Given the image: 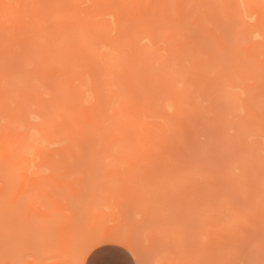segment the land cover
Listing matches in <instances>:
<instances>
[{
	"label": "bare ground",
	"instance_id": "6f19581e",
	"mask_svg": "<svg viewBox=\"0 0 264 264\" xmlns=\"http://www.w3.org/2000/svg\"><path fill=\"white\" fill-rule=\"evenodd\" d=\"M13 1L15 2V6H13L12 8H9V4L7 3L6 0H0V183L4 184L3 187H0V203L3 205L8 204L7 206L9 208L16 209L20 205L21 198H23L25 202L27 201V208H28L27 212L25 213L26 220L33 219L36 221H46V220L53 218L51 215L52 213L47 211L48 209L47 205H46L47 207L46 211H44L45 210L44 207H40V204H42L43 201L45 202L47 200V203L49 202L51 203L52 199H50L46 190L42 186H39L38 183L47 184L49 186H52L53 188H56V187L60 188V186L52 178V176H43L39 174V172L34 171V168H38L39 166L36 164L35 160L29 156H32V154H40V155L50 157L53 159V154L56 153V151L48 150V149L45 150L40 147H34V145L32 144L30 135H31V132L34 130H37L38 132L42 134L48 133L49 127H54L60 132H65V131L71 132L72 131L75 133L72 127V124H78V126L80 124L79 132L75 133V136L78 142L74 141V143L77 144L78 146L80 160L84 159V157L87 156L85 155V152L88 149L87 152L89 151L88 155L90 154V156H87L84 160H81V161L85 162V160L90 157L89 162L91 161L92 167H90V169L92 168V172L93 170L98 171L99 169L101 172V170L104 168V174L102 171L103 176L101 177H104L105 175L106 176L112 175L114 173L112 169L109 170L108 167L106 169L104 167L105 164L101 163L99 159V155L103 152H110V155L109 154L106 155L107 158L111 157L113 158V160H116V162L118 161L116 164L117 170L115 171L114 176H116L115 178H116V181L119 182V186H115L113 189L109 187H105V190L109 191L111 194L124 193L126 194V198H127V194L128 195L132 194V196L133 194H138L137 198L139 197V194H148V192H144L142 190L143 188H146L149 192H152L153 194H155V196L152 194L154 198L151 195L152 199L147 196L148 200H146V201H150L151 207H154L155 211L154 209H151L150 207H148V209L146 208L147 209L146 212L143 214V215H146L145 220L149 222L148 223L146 221L148 224V228H149L150 223H151L150 226L153 225V227L157 223L159 224L158 227L161 226L160 223H163L165 227L164 222L167 223V221H164L166 219L165 214H166V217H168V215H170L169 212L171 211H169V209L167 208L169 212L166 211L167 213L165 212L164 214L162 212H159V210L161 211L164 207L166 209V206H168L166 205L167 201L170 207L173 206L174 208L175 206L178 209L180 207L179 210H182L185 207L184 212L180 211V213L178 214L177 213L178 210L176 209L175 215L174 213L170 215V217L172 216L175 217L178 215L180 216L181 220L179 219L178 223L174 224V226L172 224V228H170L171 230L168 231L173 236L171 237L173 238V242L176 240L175 244L179 243V247H181L182 245V248H180L181 250L177 248V251L180 250V252L177 254H175L176 251L175 253H173V251L176 250V248H172L173 251H170L169 255L173 253L175 257L173 259L166 257L163 259V262L161 264H195L194 256H191L193 254V251L195 250L194 252L195 254L198 251L199 252V254L197 253L198 257L203 258L201 254H204L205 249L207 250V252L204 255H207V253L209 254V256H207L206 258L209 264H211V262L212 263L216 262L217 260H215L214 262L213 260H214V257L217 258V256L215 254H212V253L217 252L216 246L218 245L217 247H220L222 249L223 242H225L226 239L229 238V236L233 237L236 231L233 230V227L232 229L230 227V230H229V226L226 227V229L228 228L229 232L231 230L235 231V232L232 231V236H231V234L226 232V230L224 229L225 227V224H224L222 229L227 233L228 237L226 236V233H224L223 231L219 232L218 234H214V231H213V235H215V237H217L218 239L215 240L216 238L214 237L212 238L208 237L210 243L212 241L214 242H212V246L210 243L208 244V246L204 244L205 249L203 250L204 247L203 245H201V241L198 240L199 243L197 245L199 246H197L196 245L197 239L195 240V243H194V240L190 242L191 239H189V235L192 236L196 233V236L197 234L199 236V234H204L205 233V232L203 233L204 230L201 231L202 225L210 224V227H211L212 226L211 220L214 221L213 218L212 219L203 218L205 219V221L203 220V224H201V227L198 229L199 233L198 231L192 229V225L190 223L191 228L189 232H191V230H194L193 231L194 234L192 233L189 234L188 231L185 230L186 227L183 224L184 222L182 223V219L184 218L182 215H186L187 210L191 212L192 208L189 207L191 206V204H193L192 206L194 207H196L197 205V208H198V204L196 201V198L198 197H194V195L199 194L201 196V194L202 195L205 194L204 190L206 191L205 198L208 196L209 200L213 198L212 201H215L216 198L214 199V197L216 193H217V198L218 199L220 198L219 200H221V197L224 195L225 198H223L222 201H223V204L224 202H226L227 206L225 205V207L228 208L229 206L230 210L231 208L234 207V204H235L233 203L234 200L230 198L229 196L225 195V191L223 193L222 187H220L218 183L219 178L218 180L216 179L217 175L222 174L219 177L222 178V180L223 178H226L227 182L232 181L233 183L232 182L230 183L233 186V188H235L234 185L236 184V180H238V177L234 173H232L230 168L228 167L229 162L233 161L237 157L236 155L238 154H233V153H236V152L231 151L234 147L232 145L233 142L230 138L228 139L229 136L225 138V134H224L225 128L229 126L227 118L225 117L230 110L228 107L227 108L229 110L225 108L224 106L225 104L228 105L229 103L227 104L224 101H220L221 103L214 102V109L216 108L217 112L213 118H209L207 120V118H205L200 112L201 111L200 108H197V107L195 108L193 105H191V103H189L190 98L193 97L192 94L189 93V96L187 97V99L189 100L188 101L186 100V98H184V95H182V93L184 94V92L183 91L179 92L178 89H176L177 87L175 86V81L178 78L177 74L179 72L176 73L175 75L176 77L175 76L169 77L171 81L175 79L173 82L170 81L171 83H168L169 81H167L168 80L167 78H165L166 79L165 81H163L162 79L164 73H165L164 76L166 77H168L171 74L173 75L174 72L170 73L168 72V70L167 72L164 71L162 74L157 73V75L162 76L161 77L162 81L161 79H158L159 77L157 78L155 77V79H152L150 72L151 70L152 72L155 70L152 69L151 57H153L154 62H155V58H156L155 55L157 52L156 47L159 42L158 36L160 32H169V36L168 38L167 37L166 38L171 39L172 41L174 39L176 40V37H179V35L181 37L185 36L188 38L192 32L199 34V32L203 31L202 37L204 36L208 38L214 37L213 40L218 46L217 47L218 55L216 57L210 56L208 60V64L209 62L211 63L214 60L215 61L217 60L218 62L219 61L221 62L219 66H222L220 70L216 73L218 77L217 81L214 84L211 83L210 86L222 84L221 80L230 81L233 85H235L234 81H236V79L234 80V75L240 76L239 73L237 74V71L242 69L243 67L239 65L231 64L232 63L231 61L234 58V56L237 57L236 54L232 56L231 53H229L230 58L232 56L231 61L229 60V56L228 58L225 57L228 54V53L226 54L228 50L233 51V48L230 47L231 45H229L227 41L223 40L224 46H221V43L218 41V37H216L217 36L216 33L211 32L209 28L203 24L202 17L199 14L195 15V24H193L189 20V17L191 16V14H194L195 11L197 10L198 4L196 3L191 5L189 9H186V3H179V4L177 3L176 13L179 15V19L177 20L176 18L173 17V3L169 0H160V2H157V0H13ZM229 1L231 2V5L229 4L228 9L225 13L226 20L223 19L224 22L222 21V18H221L222 12H220L221 8L219 7V5L217 3L215 5L214 2L211 4L212 9L214 10L213 12L214 17L216 16L217 21L220 22L219 26L228 27L229 25L228 21H230L231 23L233 22V28H232L233 31L231 32L233 33V36H234V32H238L235 34L242 35L241 39H243L244 37L245 40L247 41V42L246 41L242 42V44L240 42L241 45L237 51L240 50V52H242L243 54H246V58H247L249 54H252V51L254 50L252 48L257 49L258 47H261V45L262 46L264 45L262 44L264 42V33L262 31V27L264 26V14L259 12V10L256 7H254V4H255L254 0H234V3L232 0H229ZM97 18H99V20H97ZM145 23L149 24V27L152 28V32H149V33L146 32L147 26H145ZM187 25L189 26L196 25V28L194 30H191ZM224 27H223V30H224ZM112 32H115L114 37L113 36L111 37ZM253 38L255 39L257 38L259 41L253 43L252 41ZM259 38H261V42ZM203 39H201V41H204ZM143 42L145 43L144 45L142 44ZM195 42L196 41H194L193 39V41L188 42V45L191 46L192 44H194V48H195V45H196ZM99 43H100V46L102 47L103 46L108 47L113 44H116L117 50H120L119 51L120 58L126 57L125 59L127 61L124 62L123 58L121 59L122 61H120L119 60L120 58H119L118 63H116L114 66H112L113 64L110 65L111 63L109 62V57L105 54L98 53V50L95 49L96 45H98ZM91 44L92 46L94 45V47H91ZM149 45H151L150 49H149ZM183 45L184 47H186L185 46L186 43ZM184 47L181 44V48L184 49ZM126 48L130 49V53L125 50ZM192 48H193V45H192ZM186 49L185 51L177 50L176 52L178 53H176L173 50L168 49V52L172 54H177L175 55V59L177 58L178 61H180L183 59L182 57H184L185 55L187 56L186 53H188L187 52L188 49L187 51ZM189 50L190 52L192 50V54H193L194 49H191L190 47ZM196 50L198 51L199 49H196ZM196 50L194 51L195 53H196ZM222 53L224 54L221 55ZM254 55H257V54L254 53ZM254 55L253 54L251 55L253 56V59H255ZM206 61L207 60H205V62L204 60L203 62L195 61L193 63V68L196 67L197 64L206 63ZM256 62L257 61H255V64ZM243 64H244V61H243ZM196 69L195 71H197ZM153 74L155 75L156 72H154ZM197 74H195L194 72L188 73L189 79H187V83L193 86V88H195L194 92L198 90L204 96L205 93H207V90L209 89L208 83L206 81H203L202 79L203 77L202 75H205V74H201L202 76L201 78L199 75L197 77ZM260 76L263 77V74H260ZM84 77H87L89 79L90 81L89 86L85 82ZM148 77H150L151 79H149ZM18 78H22V81L24 84L23 88L20 91L13 83V80L18 79ZM223 78H225L226 80ZM157 79L159 82L157 81ZM32 80H36V82L41 86L40 88H42L43 91H41L40 88L38 89L37 85L34 84ZM150 81L151 82L153 81L152 85H150L151 84ZM156 82L158 83L156 84ZM4 83H6L7 87L2 86V84ZM154 85L155 87H158V88L156 89ZM151 86L153 87V89L155 88V91L151 88ZM137 89L139 90V92L140 90L141 92H143L141 94L142 96L145 95L144 98H146L147 100L146 99L143 100L141 96L139 97L140 94L138 95L139 92H137ZM16 92H19L18 95L20 98V102L12 106V104L15 102L13 98ZM89 93L92 94L93 96L91 99H89L87 96ZM45 95H49V97L45 98ZM160 95H163V96H160ZM224 96L225 95H222V97ZM161 97L162 99H160ZM164 97L166 98V100L168 99L170 101V104L168 106H170V108L174 111V113L172 114V117L174 116V118L168 115L167 112H165L166 110H164L163 108L164 101H165ZM229 97L230 98L232 97L233 99H235L233 96H228V99ZM233 99L232 101L231 99H229L231 103H233ZM159 100L162 102L160 103ZM185 101L189 106H191L190 109L188 108V110L182 105L183 102ZM244 103L247 106L248 111L250 112V115L252 116L253 119L257 118L259 120L264 121V109L259 111L258 108L254 107L253 105L248 103L246 100H244ZM162 111L164 115L162 114ZM160 112H161V115L166 118L165 124H167L169 131H167L166 127L162 126L157 129L160 133L158 131H155L154 133V130H151L152 128H148L146 122L144 124L141 121L142 120L141 118L143 115L144 116L147 115L146 117H148L151 114L152 116L154 114L155 116L160 117V114H159ZM164 112L166 113V115ZM56 116H59L62 118L63 122L61 125L57 123ZM162 119L164 120L163 117ZM33 120L39 121V122H33ZM18 122H20L21 126L17 127ZM20 128H24L23 131L21 132L18 131L20 130ZM231 128L232 130L234 129L233 127ZM200 129L202 131L205 130V134L203 136H206L208 139V149H207L208 157L206 158V156H204L205 160L203 161V163L205 162L207 167L206 166L203 167L202 161H200L202 154L200 152L201 149L199 150L200 146H198V139H197L198 132ZM114 132L117 134H114ZM164 133L165 134L167 133L169 135L164 136L165 135ZM11 135L16 138L15 143H13L10 140ZM118 135L120 137H118ZM181 141L183 143V149H184L182 151L180 150L181 149L180 147H182L180 145ZM117 144H120V148L114 153L112 148L115 147V145ZM84 145L86 147V150H84V148L82 147ZM98 146H100L101 148L97 149ZM152 148L153 149L155 148L157 150L153 151ZM68 150H69L70 155L76 159L75 149L73 147H69ZM148 150L150 152H148ZM155 152H157V154H155ZM163 152H165V154H168V156L172 159V162H170V165H169V162L166 161L167 160L166 155ZM199 152H200V155H199ZM59 154L66 157L65 151H60ZM162 154H164L165 156L162 157L161 156ZM243 155H244V152H243ZM10 157H14L15 160H20V164H19V167L21 168L20 173H16L14 171H11V172L8 171L7 162ZM86 161L88 164V160ZM156 161L158 162L157 164H159L160 162V165H161L160 173L162 174L159 173V168L157 167L159 165L155 166L156 163L154 162ZM53 162H56V161L53 159ZM145 162H147V166ZM123 164L127 165V169L121 170V167ZM13 166L17 167L15 163H13ZM88 167H86L87 170H88ZM153 167L158 168L159 174L155 175L156 171H153L152 169ZM145 168H147L148 172L145 170ZM105 169L107 171H105ZM149 171L151 173V176L153 175V177L149 175L150 174ZM174 171L178 173V176L173 173ZM188 171L189 173L192 172V175L196 174V175H202L206 177L207 178L206 184L208 185V183L210 182L209 184L211 185V188L208 185L209 187L206 186V189H205V186H203L205 185L204 182L202 183L203 185L195 184V181H193L192 176L190 175L191 177L190 178L188 177L189 176L187 174ZM179 172H181L180 174L182 176L179 175ZM211 172H215V175H213ZM12 175L13 176L15 175L14 176L15 178L18 177L19 184L17 186L20 185L19 186L20 189L18 188L19 190L17 191L16 196L13 198L11 197L12 199L10 198V201L8 203L1 202L2 200H5L4 198L6 197V194H9L10 192L8 191V189L10 188L8 184H10L11 180H8L7 178L9 177L10 179H12L13 177ZM91 175L92 174H90V177ZM132 175L139 176L138 181L140 183L137 184L136 186L134 182L130 180L131 178L133 179V177L130 178V176ZM170 175L173 176L172 181L174 180L177 181L179 180V178L180 180L181 179L183 180L182 181L183 187L181 186L180 181H178L180 183V188L177 189L176 187V190H174V187H175L174 185L171 189V191H173V193L171 194L172 197H174L173 194L176 195L174 199L172 198L170 199L171 195L169 196L170 188L172 185L170 186L168 191L166 188H165L166 190L164 189L165 187L164 183L166 184V180L168 181V183L171 184V181L169 179ZM4 177L6 178L4 179ZM98 177H100V173ZM98 177H95V178L93 177L92 181L90 182V184L92 183L91 186L93 187V195H94L92 196L93 198L97 196L96 194H99L96 191V186H97L96 183L98 182L97 180ZM147 177H148V180H147ZM165 177L168 179H163ZM156 179L158 182H155ZM145 180L148 181V183L150 180L151 185H152V182H155V184H153L155 185V187L153 185L152 187L151 185L149 186V184H147ZM175 181L173 182V184L176 183ZM159 182H160V185H162L161 187L160 185H158ZM249 182H250V179H249ZM88 183H89V180H88ZM217 183H218V188H216ZM140 184H142L143 188H140V186H138ZM246 184L250 185V183H245V185ZM224 185L226 184L224 183ZM248 185H246V187ZM252 185L254 186V184L251 183V186ZM65 186L68 187L67 185ZM168 186L169 185L166 184V187ZM192 186L193 187L195 186V188L192 191L190 190L191 192L188 191L190 194L187 193V189L191 188ZM213 186L216 190H211ZM253 186L252 188L249 187L248 193H247L248 191V188H247V191L245 192L247 197L245 195L244 196L248 199V204L250 206H254L258 212L260 211L258 213L259 220H261L260 218L261 216H259V214L262 213L261 221L263 222L264 220L263 211L264 210L262 211L259 208L260 203H261L260 200L258 201L259 204L258 202L256 204H253L255 203V198H256L255 196H253L254 191H256L255 189H253ZM23 188L25 189L23 190ZM252 189H253V192H252ZM68 190L70 191V189ZM202 190H203V193H200V191ZM241 190L242 189L240 188V193H241ZM80 191H78L77 194ZM174 191H178V195L176 194V192L174 193ZM210 193H212L213 196L210 195ZM72 194H74V192H72ZM208 194L211 196V198ZM74 197H76V195H74ZM98 197L99 196H97V198ZM101 197L102 198L104 197L105 202H106L107 197L106 198L105 196H101ZM155 197H158L159 200L156 201ZM193 197H194V202H192ZM70 198L72 199L73 197L70 196ZM246 198L245 200L247 201ZM74 199L75 198H73V200ZM138 199L140 200L141 198L139 197ZM178 199L182 200V204L181 203L175 204ZM119 200H120V197L118 199V205L116 204L117 206V209H115L116 211L118 210V208H120ZM130 200L131 198L129 199V201ZM154 200L156 201V203H159V204L160 202H162L163 205L162 206L160 205L161 207L155 206ZM172 200H173V203L175 202L174 205L172 204ZM140 201H136V202H140ZM210 201H207V198H206V203L210 204ZM238 201L240 202L239 196H238ZM38 202L40 203L38 204L39 206L38 205L37 207L34 206ZM44 202L42 205H44ZM242 202L244 203V201ZM194 203H196V205H194ZM204 203L202 205H204ZM55 204L57 205L58 203H55ZM55 204L53 203V205ZM125 204H126V200H125ZM131 204L132 206H134L133 203ZM134 204H135V207H137V204L135 202ZM141 204L143 207L142 202ZM141 204H140V208H141ZM211 204H213V202H211ZM61 205L59 206L58 204L59 209L56 208L57 209L56 211L58 210H59L58 212H60V210L63 211L64 208H61ZM128 205L130 206V204L127 203V207ZM182 205L183 207H181ZM187 206L188 208H186ZM222 206H221V210H222ZM38 207L41 208L42 210H40ZM112 207L113 209L116 208L115 205L114 206L111 205L110 208L112 209ZM122 207H121L123 210L122 213H124L125 216H127L128 215V212H127L128 210L126 209L127 207L125 208L124 206ZM225 207L224 209H226ZM263 207H264V204H263ZM93 208H96V206ZM110 208H106L107 210L106 212L109 211L108 213L103 212L104 211L103 209L101 210L99 209L100 212L98 211L97 213H95L97 216L96 215L93 216L94 220H95V217L96 219H98L96 220L97 222L95 224L96 226H98V228H99V220L104 219V223L102 227L100 226L101 231H99L98 233L94 235V237L90 240L91 241L90 244L87 246V248L82 253V256L80 257V264H83L84 259L90 250H92L94 247L98 245H101L107 242H115L121 245L133 255V257L138 263L140 262V256L136 250V243L134 241V238H135L134 236H135L136 231L139 229V226L138 225L135 226L136 224L134 223L133 225L132 222L129 223V221H131L130 216L132 215V213L131 215H129L128 218L125 217L123 221L120 220L121 225L118 222L119 225L117 226V223H116L117 228H111L112 226L109 227L106 224L108 217L109 219H111L110 215L112 216L114 214L111 212ZM156 208L157 209L160 208V209L156 211L157 210ZM144 209H145V206H144ZM89 210L90 211L88 210L87 211L91 217L94 212L93 213L91 212L93 210V209L91 210V208ZM115 210L114 212H116ZM193 210H196V209H193ZM235 210H236L238 218L237 216L234 215ZM240 211H242L241 212L242 214L239 213ZM243 212L245 216L246 215L247 216L249 215V217L252 216L254 218V221H252L251 218L248 219L249 217L247 216H246L247 218L246 217L244 218ZM256 212L254 216V214L246 211V208L244 210H240L239 208L238 210V208H235V207L230 212L231 216L232 217L234 216V219H235L234 221H236L240 217V220H243V223L246 222V219L248 220L250 224L253 223V226L249 224L250 230H248V228L242 230L241 234L242 235L244 234V238H245V235H247V238L245 240H248V236H251V232L253 231V229L255 230L256 228L258 232L255 230L256 232L255 235L261 236L260 235L261 231L259 232L260 229L257 224L258 217H256L257 216ZM119 213L120 212H118V214ZM199 214L201 215V213ZM238 214H241V216ZM2 215H3V211L0 210V222H2V218H1ZM53 215L55 214L53 213ZM56 215H57V212H56ZM195 215H196V212L194 216ZM18 217H20V214ZM112 217L114 218V215ZM196 217L198 219V216ZM201 217H200V220H202ZM116 219L118 220V218ZM153 220L156 221L155 224L152 223L154 222ZM209 220L211 223H209ZM114 221L116 220H113V222ZM121 221L126 223V228L123 227L124 223L122 224ZM143 221L144 220H142V222ZM217 221L219 222V220H217L216 218L215 222H213L212 227L216 226ZM179 222L182 224H180ZM205 222L206 224H204ZM254 222L256 223L254 224ZM109 223H112V220ZM240 223L239 225H241ZM167 224H170V222ZM145 226L147 225L145 224ZM38 227L39 226H37V228ZM217 227H218V223H217ZM20 228L19 230H21ZM156 230H157V227H156ZM173 230H176V231H173ZM10 231L12 230L10 229ZM25 231L27 232V228ZM144 231L145 230H142L141 233H144ZM157 231L160 232L159 229ZM138 232L140 233V231L138 230L136 233V236L140 235ZM166 232H167V229H166ZM74 233H73V229L71 228L70 234L62 238L59 244L58 250H57L58 254H60L62 257H68V256L70 257V255H72L73 245H74L73 243ZM161 234H163L162 231H161ZM206 234L207 233H205V235ZM220 234L222 237L223 235L225 236L224 241H222V238H220L221 237ZM234 236L236 237V235ZM3 237L4 236H2V234L0 233L1 243H2ZM141 238L142 237L139 236V240ZM159 238H160V241L165 240V239L162 240L163 235L160 236ZM219 239L221 240L219 241ZM150 240L151 242H154V241L157 242L158 237L153 235L151 236L149 241ZM188 240L190 243H188ZM185 241H187L186 244H185ZM173 242H171V240L168 241L167 239V242L165 240V242L162 244L167 245L168 243L169 245L170 243H173ZM217 242H219V244H216ZM157 243H159L158 245L159 247L163 246L160 242H157ZM150 246L152 248L154 247L152 245ZM191 246H192V253L190 250ZM194 246H195V249H194ZM235 246L230 245L228 246V248H233V247L239 248L238 245H235ZM9 247L10 249H12V251L7 250L6 249L7 246H6L5 249L7 252L18 253L19 255H20V252H22L21 248L17 250L18 247L15 248V246L13 247V245ZM173 247H175V245H173ZM263 247L264 246H262V248ZM2 248L3 246L0 248V255L2 252H4ZM223 248H224L223 250H226L225 246ZM189 252L191 253V255ZM182 255L184 257H181ZM6 256L7 255H4L2 256V258H6ZM47 257L37 260L34 263L30 261L28 262L26 261L27 262L26 264H45V261L48 260ZM208 257H209V260H208ZM199 258H196V259L200 260ZM202 258L201 260L203 264L204 261ZM15 259H16V256L14 260ZM219 259H221L220 256H219ZM208 262H205L204 264ZM198 263L200 264L199 261ZM230 263L232 264V262ZM23 264H25L24 260H23Z\"/></svg>",
	"mask_w": 264,
	"mask_h": 264
},
{
	"label": "rangeland",
	"instance_id": "374dc122",
	"mask_svg": "<svg viewBox=\"0 0 264 264\" xmlns=\"http://www.w3.org/2000/svg\"><path fill=\"white\" fill-rule=\"evenodd\" d=\"M6 1L9 4V8H12L13 6H15V2L13 0H6ZM169 1H171L173 3V17L176 18L177 20L179 19V15L176 13V5H177V3L178 4L179 3H186V9H189V7L191 5H193V4H195V3L198 4L197 5V10L195 11L194 14H191V16L189 17V20L193 24H195V15L199 14L202 17L203 24L206 25L211 32H215L216 33V35H217L216 37H218V41L221 43V46H224V41H227L228 44L231 45L230 47L233 48L234 52L232 50H228L226 52V54L227 53L228 54L225 57L228 58V56H229V60L231 61L232 56H234L235 54L237 55V57L234 56V58L231 61L232 62L231 64H235V65H239V66L243 67L242 69L237 71V74L239 73L241 77L238 76V75H236V76L234 75V80L236 79V81H234L235 85H233L230 81H227L225 78H223L226 81L221 80L222 84L210 86L211 83L214 84L217 81L218 77H217L216 73L220 70V68L222 66H219V64H221V62L220 61L218 62L217 60L216 61L214 60L213 62H211L212 64L210 62L208 64V60H209L210 56L211 57H216L218 55L217 54L218 53V51H217L218 50L217 49L218 46L216 45L215 41L213 40L214 37L213 38L212 37L208 38V37H205V36L202 37L203 36V31L199 32V34H196L195 32H192L189 35L188 38L185 37V36L181 37L179 35V37H176V40L174 39L175 41L174 40L171 41V39H167L168 36H169V32H160V34L158 36V41L159 42H158L157 47H156V49H157L156 55L154 53V55L156 57V58L154 57L155 58V62H154L153 57H151L152 69L155 70V71L152 72V70H151L150 75L152 76V79H155V77L156 78L159 77L158 79H161L162 76L161 75H157V73L158 74H162L164 71L167 72V70L170 73L174 72L173 75L171 74L168 77L164 76L165 75V73H164V75H163L164 78L162 77L163 81H165L166 80L165 78H167L168 79L167 81H169L168 83H171L175 79L173 80V78H172L173 81H171V79L169 77L170 76L171 77L175 76L176 73L179 72L180 74L179 73L177 74L178 78L175 81V86L177 87L176 89H178L179 92L180 91L184 92V94L182 93V95H184V98H186V100H188L187 97L189 96V93L192 94L193 97L190 98V102L189 103H191V105H193L195 108L196 107L200 108L201 111L200 110L199 111L202 113V115L205 118H207V120L209 118H213L214 115L217 112V109L216 108L214 109V102L215 103H219L220 101H224L227 104L229 103L228 105L225 104V106H224L225 108L228 107L230 109L229 110L227 108L229 110V112L227 113L225 118H227L229 126H227V128H225L224 134H225V138H227L229 136L228 139L230 138L232 140V142H233L232 145L234 147H233V149L231 151L236 152V153H233V154H238V155H236L237 157L233 161L229 162V164H228V167L230 168L231 172L234 173L238 177V180H236V184L234 185L235 188H233V186L230 183L232 181L227 182L226 178H223V180H222V178L219 177L222 174L217 175L216 179L218 180V178H219V180H221V181L218 180V183H219L220 187H222L223 193L225 191V195L229 196L230 198H232L234 200L233 203H235L234 204L235 208H238V210H239V208H240V210H244L246 208V211L254 214V216H255V212L257 210H256V208L254 206H250L248 204V199L246 198L247 196H246L245 192L247 191V188H248V191H247V193H248L249 192V187L252 188V186H253V185L251 186V183L254 184L253 189H255L256 191H254L253 196H255L256 198H255V203H253V202L252 203L256 204L260 200L261 203H260L259 208L263 211L264 210V207H263V204H264V183H263L264 182V121L259 120L257 118H254V119L252 118V116L250 115V112L248 111L247 106L244 103V100H246L248 103H250L254 107L258 108L259 111L264 109V104H263V102H264V79H263L264 78V45L263 46L261 45V47H258L257 49L256 48H252V49H254L252 51V54L253 55H254V53L257 54V55H254L255 59H253V56H251L252 54H249V56L246 58V54H243L242 52H240V50L237 51L238 48H240V45L242 44V42L246 41L245 38L243 37V39H241L242 35H236L235 34V33H238V32H234V36H233V33H231L233 31V29H232L233 28V22L231 23L230 21H228L230 27H229V25H228V27L225 26L226 29H225L224 26H219L220 22L217 21L216 16L214 17V13H213L214 10L212 9V5H211L213 2L215 3V5H216V3L219 5V7L221 8L220 12H222L221 18H222V21H223V19L226 20L225 19V17H226L225 13H226V11L228 9L229 4L231 5V2L229 0H169ZM232 1L234 3V0H232ZM157 2H160V0H157ZM254 2H255L254 7H256L259 10V12L264 14V0H254ZM97 20H99V18H97ZM145 26H147V28H146V32L147 33L152 32V28L149 27V24L145 23ZM187 26L191 30H194L196 28V25H194V26L187 25ZM223 27H224V30H223ZM225 31H226V33H225ZM262 31L264 33V26L262 27ZM112 36L113 37L115 36V32L111 33V37ZM198 36H199V38H198ZM190 39H191V41H193V39H194V41H196L195 42V44H196L195 48H194V44H192L193 48H192V45L191 46L188 45V42H191ZM201 39H203L204 41H201ZM259 39H260V42H261V38H259ZM197 40H198V42H197ZM252 41H253V43H255V42L259 41V40L257 38L256 39L253 38ZM262 41H263V39H262ZM240 42H241V44H240ZM185 43H186V45H185L186 47H184V45H183ZM142 44L144 45L145 43L143 42ZM181 44L184 47V49L181 48ZM237 44H238V46H237ZM262 44H264V42ZM91 47H94V45L92 46V44H91ZM190 47H191V49H194L193 50V54H192V50H191V52L189 50ZM150 48H151V45H149V49ZM186 48L188 49V51H187ZM231 48H229V49H231ZM95 49L98 50V53L107 55L109 57V62L111 63L110 65L113 64L112 66H114L116 63H118L119 60L122 61L121 60L122 58L124 59V62L127 61L125 59L126 57H121L120 58V56H119V51L120 50H117L116 44H113V45L108 46V47H104V46L102 47V46H100V43H99L98 45H96ZM168 49L173 50L175 52L177 50H181V51L184 50L185 51V49H186V51L188 53H186L187 56L185 55L184 57H182L183 59L181 58L182 60H180L181 61L180 62V61H178L177 58L175 59V55H177V54L169 53ZM196 49H199V50L197 51ZM125 50L130 53V49L129 48H126ZM195 50H196V53L194 52ZM238 52H239V54H238ZM176 53H178V52H176ZM229 53H231V55H232L231 58H230V54ZM249 53H251V52H249ZM223 54L224 53H222L221 55H223ZM256 56H257L258 59L256 58ZM203 60H204V62H205V60H207L206 63H202V64L200 63L201 66H200V64H197V66L193 68V63L195 61H202L203 62ZM234 61H235V63H234ZM243 61H244L245 65L243 64ZM253 61H254V63H253ZM255 61H257L256 64H255ZM215 62H217V63H215ZM261 62H263V63H261ZM198 66L201 67V68H199ZM203 68H204V70H203ZM195 69L197 71H195ZM179 70H181V71H179ZM252 71H254V72H252ZM154 72H156L155 75L153 74ZM192 72H194L195 74L198 73L197 77H198V75L200 76V78L203 76L202 77L203 81H206L208 83V88L209 89L207 90V93H205L204 96L198 90H196L194 92L195 88H193V86H191V85H189L187 83V79H189L188 73H192ZM201 74H205V75L201 76ZM260 74H263V77H261ZM148 76H149V74H148ZM211 77H212V79H211ZM148 78L151 79L150 77H148ZM84 79H85V82L89 86V83H90L89 79L87 77H84ZM158 79H157V81H158ZM162 79H161V81H162ZM32 82L37 85L38 89L41 87L36 82V80H32ZM158 82H156V84ZM13 83L18 88L19 91L24 86L22 78H18V79L13 80ZM152 84H153V81L151 82L150 85H152ZM236 84H237V86H236ZM2 86L3 87H7L6 83L2 84ZM154 87H155V85H154ZM151 88L153 89L152 86H151ZM155 88L157 89L158 87H155ZM155 88L153 89L154 91H155ZM40 90L43 91L42 88H40ZM137 92H139L138 89H137ZM141 93H143V92H141V90H140V92L138 93V95L140 94L139 97L141 96V98H143V100H145L146 99V98H144L145 95L142 96ZM18 94H19V92L15 93V96L13 98L15 102L12 104V106H14L15 104L20 102V98H19ZM222 95H225V96L222 97ZM87 96H88L89 99H91L93 97L92 94H90V93ZM160 96H163V95H160ZM228 96H233L235 98V99H233L232 97L231 98L229 97V99H231V101L233 99V103H231V101L228 99ZM48 97H49V95H45V98H48ZM190 97H191V95H190ZM217 98H219V99H217ZM160 99H162V97ZM159 102L161 103L162 101L159 100ZM169 104H170V101L168 99L166 100V98H165L164 105H163L164 107L163 106L162 107L164 108V110H166L165 112H167V114L172 117V114L174 113V111L170 108V106H168ZM182 105H183V107L187 108V110H188V108L190 109V107H191V106H189L186 103V101L183 102ZM217 106H218V104H217ZM163 111H162V114H163ZM159 114H160V117H161L162 116L161 112ZM142 115H143V113H142ZM148 115H150V114H148ZM165 115H166V113H165ZM146 116L143 115L142 118H141L142 119L141 121L144 124L146 122L148 128H152L151 130H154V133H155V131H158L157 129L159 127H162V126L166 127L167 131H169L167 124H165L166 123L165 122L166 118L164 116H162L164 118V120L162 119V117L161 118L159 116L157 117L154 114H153V116H152V114L150 116H148V117H146ZM172 118H174V116ZM56 121H57V123L59 125H61L62 122H63L62 118L59 117V116H56ZM33 122H39V121H34L33 120ZM17 124H18L17 127L21 126L20 122H18ZM79 126H80V124H79ZM79 126H78V124H72V127H73L75 133L79 132V129H80ZM231 127H233L234 129L232 130ZM23 129L24 128H20V130H18V131L21 132V131H23ZM75 133L72 132V131L71 132H69V131L60 132L54 127H49V132L48 133H44V134L38 132L37 130H34V131L31 132L30 137H31V141H32V144L34 145V147H40V148L45 149V150L48 149V150L56 151V153L53 154V159L56 162H53L52 158L46 157V156H43V155H40V154H32V156H29V157L34 159L36 164L39 166L38 168H34V171L39 172V174H41L43 176H52V178L59 184L60 188H58V187L53 188L52 186H49L47 184H39L37 182L39 186H42L46 190V192L48 193L50 199H52V202L54 204L58 203L59 206L62 204L61 208H64L65 210L63 209V211L60 210V212H58L59 210L56 211L57 209H59L58 204L57 205L56 204L53 205L52 202H51L52 204L50 202H49L50 203L49 204V203H47V200L45 202L42 200L44 202L45 206L42 205L43 202H42V204L39 203L41 201H39L34 206L37 207V205L40 204V207H44V209H45V210L43 209L44 211H46V209L48 207L47 211L52 213L51 215H52L53 218H51L49 220H46V221H36V220H33V219H31V220L27 219L26 220V217H25L26 214L25 213L27 212L28 208H27V201L25 202V200L23 198H21L20 205L16 209L9 208L7 206L8 204L3 205V204L0 203V210L3 211V215L1 216L2 222H0V227H1L0 233L2 234V236H4L3 239H2L3 245L1 243V238H0V248L3 246L2 249L4 251L0 255V264H23V260H24L25 264L28 261L34 263L37 260H40L42 258H46L48 255H50V256L47 257L48 260H46L47 262L45 261V264L46 263L47 264H56V263L57 264L58 263L59 264H80V257L82 256V253L87 248V246L90 244V242H91L90 240L94 237V235L96 233H98L99 231H101L100 230L101 229L100 226L102 227V225L104 223V219L99 220V228H98V226L95 225L96 222H97L96 220H98V219H96V217H95V220H94L93 216H95L96 215L95 213H97L98 211L100 212L101 209L104 210V211L102 210L103 212H106L107 211L106 208H110L111 205H113V206L115 205L116 208H114V209H113V207H112V209L110 208L111 212L114 213L113 214L114 218L112 217L113 215L111 216L109 214L111 219H109V217H108V220L106 222V224L109 227L112 226L111 228H117V226L120 223V220L123 221V219H125V217L128 218L129 215H131V213H132L133 216L131 215L132 218L130 216L131 221H129V223L132 222V224L133 223L136 224L135 226H137V225L139 226L138 230L140 231V233L139 232L138 233L140 235L136 236V233L138 231L137 230L136 233H135V236H134L135 237L134 241L136 243V250H137V252H138V254L140 256V262L138 263L135 260V258L133 257V255L127 249L122 247L121 245H119V244H117L115 242H107V243H104V244H115L117 246L122 247L123 249H125L132 256V258L134 259L136 264H161L163 262V259L166 258V257L173 259L175 257V255H173V253H175V251H176L175 254L179 253L180 250H181L180 248H182V245H181V247H179V243L175 244L176 240L174 239L175 241L173 242V238H171L173 236L168 231L171 230L170 228H172V224L174 226V224L178 223V220L179 219L181 220V218L178 215H177L178 218H177V216L170 217V215L173 214V213L175 215V210L176 209L178 210V212H177L178 214L180 213V211L184 212V210H185L184 208L185 207L183 209L181 208L182 210H179L180 207H179V209L176 208L175 206H174V208H173V206L170 207L169 204H168V201H167L166 205H168V206H166V209H165V207L163 208L165 210L162 209L160 211L159 210L160 208L159 209L156 208L157 209L156 211L159 210V212H162L164 214H165L166 211L167 212L171 211V212H169L170 215H168V217H166V214H165V218L166 219L164 220V221H167V223L170 222V224H167L166 222H164L165 223V227H164L163 223H160L161 226L158 227L159 224L157 223L156 225H154V227H155L154 228L153 225L150 226L151 225V223H150L149 224V228L150 229H149L148 228V224H147L148 221L145 220L146 215H143V214L146 212L148 207H150L151 209H154V207H151L150 201H146V200H148L147 196L152 199L153 195L155 196V194H153L152 192H149L146 188H143L142 184H140L138 186H140V188H143L142 190L144 192H148V194H139V197L141 198L140 199L141 201L138 199L139 197L137 198L138 194H133V196H132V194H130V195L127 194V198H126V194H124V193H122V194H111L109 191L105 190V187H109V188L113 189L115 186H119V182L116 181V178H115L116 176H114L115 171L117 170L116 169L117 168L116 164H117L118 161L116 162V160H113V158H111V157L107 158L106 155L107 154L110 155V152H103V153H101L99 155V159H100L101 163L105 164L104 167L106 169H107V167H108L109 170L112 169L114 171V173L112 175H108V176L105 175L104 177H101V176H103L102 175V171H103V174H104V168L101 170V172H100V169L98 171H94L93 170V172H92V168L90 169V167H92L91 161L89 162L90 157L86 159V160H88V164H87L86 160H85V162L81 161V160H84L87 156H90V154L88 155L89 151L87 152L88 149L86 150L85 145L82 146V147L84 148V150H86L85 155H87V156H85L84 159L80 160V156H79L80 154H79L78 146H77V144L74 143V141L78 142L77 138L75 136ZM114 134H117V133L114 132ZM204 134H205V130L202 131L200 129L199 132H198V137H197L198 146H200L199 150L201 149L200 152L202 154L201 158L200 157L199 158H200V161H202L203 167L206 166L205 162L203 163V161L205 160L204 156H206V158L208 157V155H207V153H208V150H207L208 149V139H207L206 136H203ZM167 135H169V134L166 133L164 136H167ZM118 137H120V136L118 135ZM234 137H235V139H234ZM111 139H113V138H111ZM10 140L13 143L16 142V138L14 136H12V135L10 136ZM233 140L235 141V143H234ZM239 142H240V144H239ZM180 145L182 146V147H180L181 148L180 150L181 151L184 150L182 141H181ZM69 147H73L75 149L76 159L73 158L70 155L69 150H68ZM100 148H101L100 146L97 147V149H100ZM119 148H120V144H117V145H115V147L112 148V150L115 153ZM155 150H157V149L154 148L153 151H155ZM60 151H65V156L66 157H64L63 155L59 154ZM148 152H150V151L148 150ZM200 152H199V155H200ZM243 152H244V155H243ZM163 153L165 154V152H163ZM155 154H157V152H155ZM164 154H162L161 156L163 157V156L166 155V159H167L166 161L169 162V165H170V162H172V159L168 156V154H165V155ZM151 155H152V153H151ZM153 155H154V153H153ZM104 157H106L107 159L104 158ZM155 157H156V155H155ZM201 159H203V160H201ZM164 160H165V158H164ZM100 161H98V162H100ZM13 163H15L17 165V167H14ZM145 163H146V166H147V162H145ZM154 163H156L155 166L159 165L157 167L159 168V173H160V169H161L160 168V166H161L160 162H159V164H157L158 163L157 161L154 162ZM7 164H8V171L9 172H11V171H14L16 173H20L21 172L20 171L21 168L19 167L20 160H15L14 157H10L8 159ZM86 164H87V166H86ZM86 167H88V170L86 169ZM158 168H156V167L152 168L153 171H156L155 175L159 174L158 173ZM106 169H105V171H107ZM124 169H127V165L126 164H123L122 167H121V170H124ZM145 170L148 172L147 168H145ZM16 173H15V175H16ZM99 173H100V177H98ZM149 173H150V171H149ZM163 173H165V172H163ZM173 173L178 176V173H176L175 171ZM180 173L181 172H179V175H181ZM211 173L213 175H215V172H211ZM90 174L93 175V176L91 175L92 178L90 177ZM95 174H96V176H95ZM116 174H118V173H116ZM160 174H162V173H160ZM187 174L189 175L188 176L189 178L192 176V179H193V181H195V184L203 185L202 183L204 182L205 185H203V186H205V189H206V186H208V185L211 188V185L209 184L210 182L208 183V185L206 184V182H207V178L206 177H204L202 175H196V174L192 175V172L189 173V171L187 172ZM216 174H217V172H216ZM134 175L130 176V178L133 177V179L131 178L130 180L132 182H134V184L136 186L137 184L140 183L138 181V179H139L138 177L139 176L138 175L134 176ZM149 175L151 176V173ZM231 175H233V174H231ZM14 176L12 177V179H10L9 177L7 178L8 180H11L10 184H8L10 186L8 191H10V192H9V194H6V197L4 198L5 200H2L1 202L8 203L10 201V198L11 197L12 198L15 197L16 194H17V191L20 189V187H19L20 185L17 186L19 184V179H18L17 176H16L17 178H15ZM170 176H172V175H170ZM170 176H169V179L171 181V184L168 183V181L166 180V184L169 185L168 187H166V184L164 183V186H165L164 189L166 188L167 191L170 188V186L172 185L171 188H170L169 196L173 193V191H171V189H172V187L174 185H175L174 190H176V187H177V189L180 188V183H181V186L183 184L182 183L183 180L182 179L180 180V178L177 181L174 180L177 184L176 183L173 184V182H174V181H172L173 180V176L172 177H170ZM247 176H248V178H247ZM93 177L94 178L98 177L97 178L98 182L96 183V185H97L96 186V191L99 193V194H96L97 196H99L98 198H97V196H95L96 198L92 197V196H94L93 195V187L91 186L92 183L90 184V182L92 181ZM151 177H153V175ZM221 177H223V176H221ZM259 177H260L261 180L259 179ZM5 178L6 177H4V179ZM87 178L89 180V183H88ZM160 179H162V178H160ZM160 179H159V181H160ZM163 179H168V178L165 177ZM233 179H234V177H233ZM249 179H250V182H249ZM147 180H148V177H147ZM245 180H246V182H245ZM178 181H180V183ZM145 182H147V184H149V186L151 185L150 184L151 183L150 180H149V183L146 180H145ZM155 182H158L157 179H156ZM155 182H152V185L155 184ZM178 183H179V185H178ZM218 183L216 184L217 185L216 188H218ZM224 183L226 185H224ZM245 183H250V185L246 184V185H248L246 187ZM258 183H260V184H258ZM65 185H67L68 187H66ZM152 185H151V187H152ZM158 185H160V182H159ZM256 185H257V187H256ZM3 186H4V184L0 183V187H3ZM153 186L155 187V185H153ZM161 186L162 185H160V187ZM194 188H195V186L194 187L192 186L189 189L186 188L187 189V193H189L188 191H190V190L192 191ZM240 188L242 189L241 193H240ZM24 189L25 188H23V190ZM68 189H70V191ZM80 189H81V191H80ZM90 189H91V191H90ZM234 189H235V191H234ZM253 189H252V192H253ZM207 190H208V188H207ZM211 190H216V189L213 186ZM78 191H80V192L77 194ZM72 192H74V194H72ZM175 192L178 195V191H174V193ZM208 192H209V190H208ZM212 192H214V191H212ZM256 192L258 193L259 196L257 195ZM69 193H70V195H69ZM200 193H203V190L200 191ZM204 193H205V194H203L204 197H203L202 194H201V196L199 194L198 195H194L193 194L194 197H198V198H196V201H197V204H198V208H197L196 203H194V205H196V207L192 206L193 204H191V206H189L190 208H192L191 212L186 209L187 210L186 215H182L184 217V218L182 217L183 218L182 219V223L184 222L183 224L187 228V229L185 228V230L188 231L189 234H191V233L194 234L193 231L194 230L198 231V229L201 227V224H203V220L205 221V219H208V218L209 219L213 218L214 221L211 220V222H212L211 225L212 226H213V222H215L216 218H217V220H219V222L218 221L216 222V226L215 227H212V226L210 227V224L202 225L201 231L204 230L203 233L205 232L207 234L206 235H205V233L204 234H199V236L197 234V236H196V233H195L192 236L189 235V239H191L190 242L192 240H194V243H195V240L197 239L196 240L197 241L196 245L199 243V241H201V245H203V247H204V244L208 246V244L210 243L209 242V238L214 237V238H216L215 240L218 239L217 237H215V235H213V231H214V234H218L221 231H223L224 233L228 232L232 236V231L235 230L236 232L235 231H233V232H235L234 235H236V237L234 235H233V237L229 236V238L226 239L227 242L225 241V242H223V244L221 242V244L223 245L222 249L220 247H217L218 245L216 246L217 252H215V250H214L215 253H212V254H215L217 256V258L214 257L213 262L215 260H217V261L214 262V263L211 262V264H218V263L219 264H226V263L227 264H231L230 262H232V264H264V247L262 248V246H264V234H263L264 233V220H263V222L261 221L262 220V213L259 214V216H261L260 217L261 220H259L258 213L260 211L256 212V214H257L256 217H258V219L256 218L257 219V224H258V227L260 229L259 232L260 231L262 232V233L260 232L261 236H259V235L256 236L255 235V233H256L255 230L257 229L256 228L255 230L253 229V231L251 232V236H248V240H245L247 238V235H245V238H244V234L242 235L241 233H242L243 229H247L248 228V230H250L249 229L250 228L249 227L250 223L248 222V220L246 219V222L243 223V220H240V217H239V219L234 221L235 220L234 216L232 217L231 214H230L231 210L234 209V207L231 208V210L229 209V206H228V208L225 207L226 202H224V204H223V201H222L223 198H225L224 195L221 197V200H219L220 198L219 199L217 198V193H216L215 197H214V199L216 198L215 201H212L213 198L210 199L211 200L210 201L208 196H207L206 197L207 201H210V204H209V203H206V198H205L206 191L205 190H204ZM74 195H76V197H74ZM151 195H152V197H151ZM210 195H212V193H210ZM70 196L75 198V199L74 200H73V198L71 199ZM101 196H105V198L107 197L106 198V202H105L104 197L102 198ZM135 196H136V198H135ZM173 196L176 197L175 194H173ZM238 196H239L240 202L238 201ZM119 197H120V200H119V204H120L119 207L120 208H118V210L116 211L115 210V209H117L116 204L118 205ZM174 197H172V195H171L170 199L171 198L174 199ZM194 197H193V201L192 202H194ZM88 198H89V200H88ZM130 198H131V200H130L131 202L129 201ZM210 198H211V196H210ZM245 198L247 199V201L245 200ZM135 199H136V201H140V202H136ZM44 200H45V198H44ZM125 200H126V204H125ZM155 200L158 201L159 200L158 197H155ZM155 200H154V205L155 206L159 207L160 205L161 206L163 205L162 202H160V204H159V203H156ZM168 200H169V198H168ZM122 201H123V203H122ZM242 201H244V203ZM245 201H246V203H245ZM134 202L137 204V207H135ZM141 202L143 203V207H142ZM211 202H213V204H211ZM127 203L130 204V206L128 205V207H127ZM131 203H133L134 206H132ZM174 203H173V200H172V204L173 205H174ZM178 203L182 204V200L178 199L175 204H178ZM203 203H204V205H202ZM233 203H231V204H233ZM140 204H141V208H140ZM258 204H259V202H258ZM46 205H47V207H46ZM108 205H110V206H108ZM146 205H147V207H146ZM200 205H202V206H200ZM222 205L226 209H224V207ZM95 206H96V208H93ZM122 206H124V208L127 207L126 208L128 210L127 211L128 212L127 216H125V214L122 213V211H123L122 210V208H123ZM144 206H145V209H144ZM221 206H222V210H221ZM88 207H89V209L91 208V210L95 209L94 211L93 210L91 211L92 213L94 212L91 217L88 214V211H90L88 209ZM177 207H178V205H177ZM181 207H183V205ZM252 207H253V209H252ZM262 207H263V209H262ZM50 208H52V209H50ZM54 208H55V210H54ZM129 208H131L132 210L129 209ZM167 208L169 209V211L167 210ZM186 208H188V206ZM39 209L42 210L41 208H39ZM137 209H138V211H137ZM193 209H196L197 211L193 210ZM114 210L116 212H114ZM154 211H155V209H154ZM56 212H57V215H56ZM91 212H89V213H91ZM108 212H106V213H108ZM118 212H120V213L118 214ZM195 212H196V215L194 216ZM241 212L242 211H240L239 213H241ZM53 213L55 215H53ZM199 213H201L202 217H201V215ZM235 213H236V210H235ZM235 213H234V215L237 216V213L236 214ZM263 213H264V211H263ZM19 214H20V217H18ZM138 214H140V215H138ZM241 214H238V215L241 216ZM190 215H191V217L193 216L194 218L193 217L191 218ZM243 215H244V212H243ZM6 216H8V217H6ZM196 216H198V219H197ZM246 216L244 215V218ZM200 217H201L202 220H200ZM219 217H220L221 220L219 219ZM247 217H249V215ZM263 217H264V214H263ZM116 218H118V220ZM171 218L173 219V221H172ZM203 218H205V219H203ZM237 218H238V216H237ZM250 218L252 219V221H254V218L252 216H250L248 219H250ZM256 219H255V221H256ZM25 220H26V222L28 224L25 222ZM90 220H92V221H90ZM111 220H112V223H109V222H111ZM113 220H116V221H114L115 223L113 222ZM142 220H144V221L142 222ZM168 220H170V221H168ZM137 221H138V223H137ZM155 222L156 221H154L152 223L155 224ZM211 222L209 220V223H211ZM220 222H221V224H220ZM116 223H117V226H116ZM123 223L124 222H122V224ZM182 223H180V224H182ZM190 223L192 225V229H194V230H191V232H189V230L191 228ZM207 223H208V221H207ZM217 223H218V227H217ZM226 223H227V225H226ZM239 223L241 225H239ZM255 223L256 222H254V224ZM71 224H72V226H71ZM145 224L147 226H145ZM204 224H206V222ZM224 224H225L224 229L226 230V232L222 229ZM120 225H121V223H120ZM141 225H142V227H141ZM250 225L253 226V223L250 224ZM24 226H25V228H24ZM37 226H39V227L37 228ZM194 226H195V228H194ZM228 226H229V230H230V227H231V229L233 227V230L230 231L231 233L228 231V228L226 229V227H228ZM3 227H4V229H3ZM123 227L126 228V223L123 224ZM156 227H157V230L158 229L160 230V232L156 230ZM196 227H198V228H196ZM17 228H18V230H17ZM19 228L21 230H19ZM26 228H27V232L25 231ZM71 228L73 229V233L75 231L74 238H73L74 245H73L72 255H70V257L69 256L68 257H62L60 254H58L57 250H58V247H59V244H60L62 238L65 237V236H68L70 234ZM165 228L167 229V232H166ZM10 229L12 231H10ZM2 230H3V232H2ZM142 230H145L144 233H141ZM161 231H162L163 234H161ZM173 231H176V230H173ZM198 233H199V231H198ZM244 233H245V231H244ZM221 234H220V236H221ZM153 235L158 237V241L157 242H160L161 244L164 243L165 240L167 242V239H168V241L171 240V242H173V243H170L169 245H168V243H167V245L166 244L165 245L162 244L163 246L159 247L158 246L159 243H157L156 241H154V242H151V240L149 241V239ZM162 235H163L162 240L165 239L164 241H160L159 237L162 236ZM249 235H250V233H249ZM139 236L142 237L140 240H139ZM226 236H227V233H226ZM137 237H138V239H137ZM176 237H177V235H176ZM218 237H219V235H218ZM224 237H225L224 235H223V237L222 236L220 237V238H222V241H224ZM232 238H233V240H232ZM220 240L221 239H219V241ZM4 241H5V243H4ZM210 241H211V239H210ZM142 242H143V244H142ZM186 242L187 241H185V244H186ZM190 242L188 240V243H190ZM212 242H214V241H212ZM212 242L210 243L211 246H212ZM231 242H233V243H231ZM261 242H262V244H261ZM216 244H219V242H217ZM227 244H228V246H230V245L231 246L232 245H234V246L238 245L239 248H235L236 246L233 247V248H228ZM12 245H13V247L15 246V248L18 247L17 250L20 249V248L22 249L21 250L22 252H20V255L18 253L7 252L6 251V249L12 251V249H10V247H9V246H12ZM101 245H103V244H101ZM150 245L154 246L155 248L154 247L152 248ZM173 245H175V247H173ZM241 245H242V247H241ZM6 246H7V248H6ZM98 246H100V245H98ZM197 246H199V245H197ZM224 246L226 247V250H223ZM23 248H24V250H23ZM172 248H176V250L173 251ZM177 248L180 249V250L177 251ZM194 249H195V246H194ZM204 249H205V247L203 248V250ZM190 250H191V253H192V246H191ZM170 251H173V253L171 252L172 253L171 255H169ZM89 252H88V254H89ZM194 252H195V250L193 251L192 255H191L190 252L189 253H190L191 256H194L195 264L196 263L199 264L198 261L200 262V264H202V260H201L202 257L201 258L198 257L199 252L197 251L196 254ZM206 252H207V250L205 249L204 250V254ZM202 253H203V251H202ZM13 254L16 256L15 260H14L15 256ZM204 254H201V256H203L202 259H203V261L205 263V262H208L206 260V258H207V256H209V254L208 253H207V255H204ZM4 255H7L8 257L6 256V258H2V256H4ZM87 255H86V257H87ZM219 256L221 257V259H219ZM86 257H85V259H86ZM181 257H184V256L182 255ZM195 257L199 258L200 260H197ZM211 257H212V255H211ZM85 259H84V261H85ZM222 259H224V260H222ZM208 260H209V257H208ZM210 260H212V259H210ZM83 264H84V262H83ZM206 264H209V262L206 263Z\"/></svg>",
	"mask_w": 264,
	"mask_h": 264
},
{
	"label": "crops",
	"instance_id": "0c3cea01",
	"mask_svg": "<svg viewBox=\"0 0 264 264\" xmlns=\"http://www.w3.org/2000/svg\"><path fill=\"white\" fill-rule=\"evenodd\" d=\"M84 264H136L132 256L115 244L95 247L87 255Z\"/></svg>",
	"mask_w": 264,
	"mask_h": 264
}]
</instances>
